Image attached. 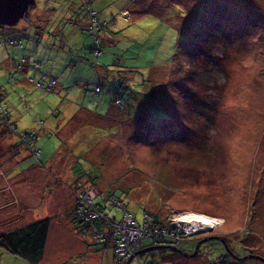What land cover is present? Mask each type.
<instances>
[{
	"label": "rangeland",
	"instance_id": "rangeland-1",
	"mask_svg": "<svg viewBox=\"0 0 264 264\" xmlns=\"http://www.w3.org/2000/svg\"><path fill=\"white\" fill-rule=\"evenodd\" d=\"M81 1L35 0L26 18L0 25V33L23 42L19 48L18 38L5 36L0 46L4 109L19 123L11 134L0 129V233L51 218L41 261L0 246V264H100L92 235L74 234L72 201L86 191L66 186L77 163L96 182L89 180L93 190L113 192L138 221L149 210L174 217L178 230L183 223L201 228L176 248H152L153 239L145 238L148 250L130 264H220L221 254L229 259L223 264H264L252 257H264V0H134L121 14L128 0H87L100 18L117 16L101 35L104 54L95 68L90 49L96 34ZM201 3L205 14L197 16ZM142 5L154 11L134 17ZM218 23L223 27L213 29ZM199 46L214 61L205 74L202 55H195ZM10 57L17 63L7 68L39 64L27 74L33 83L18 70L15 78L22 81L9 79L2 62ZM43 76L57 77V88L48 89ZM79 79L84 87L76 85ZM117 95L125 109L115 104ZM32 130L30 140L41 151L30 153L31 145L23 144L17 159L10 143ZM29 153L57 169L51 186L50 172L45 179L36 167L27 168L35 161ZM62 189L73 198L69 205ZM115 195L104 193V203L121 204ZM116 209L107 213L120 217ZM197 214L213 221L193 220ZM202 235L220 237L194 253ZM177 252L186 255L170 256ZM103 261L117 264L111 251Z\"/></svg>",
	"mask_w": 264,
	"mask_h": 264
},
{
	"label": "trees",
	"instance_id": "trees-1",
	"mask_svg": "<svg viewBox=\"0 0 264 264\" xmlns=\"http://www.w3.org/2000/svg\"><path fill=\"white\" fill-rule=\"evenodd\" d=\"M133 1L134 0H128V3L122 9H120L119 14H121V12L123 10L127 9L128 8L127 6L130 4V2H133ZM81 2H82V7L84 5H86L85 8L89 9V14L87 15V17H88V22L91 24L92 33L96 34L95 35L96 37H97V35L98 36L100 35V37L98 39H96V37L91 33V35L94 36L93 41L95 42L94 49H92V48L90 49L92 51V54H93V59L91 61V67L93 68V64L96 63L97 61H99L101 64V57L104 54V50H103V47L101 45V39H100L101 35H103V33L108 29V27L110 25V20H115L117 16L112 13L110 15L111 16L110 20H106V18L102 19L99 17V13L96 9L89 7V3H88L89 1L82 0ZM134 4L135 3H133L132 5H134ZM146 7L144 5H142V8H138V10H136V16H134V17L142 15L143 13H146V12L148 13V12L154 11L152 9L151 11L145 12ZM90 9H91V11H90ZM199 10H204V6L202 5V3L199 5V8H198V11L196 12V15L198 16V15H204L205 14L204 12H200ZM92 12H96V14L93 16ZM229 24H231V23H229ZM227 25L224 27V30L226 33H227L226 27H228ZM218 27H223V26L220 23H218V25L212 26V28L215 30H217ZM16 38H18V41L21 44V46H19V45H17V46L19 48H22L23 47L22 39L19 37V35H17ZM106 39H108V38H105L104 40L107 41ZM96 47H99L101 50V55L99 56V58H97L94 54L95 51L99 50V49L96 50L95 49ZM178 48L179 47H177V49ZM196 50H197V52L195 53V55H197L198 53H200L202 55V62H201V64L203 65V69L201 70L202 73H204V74L208 73L209 63L214 64V61H209V59H207L206 57L204 58V52H203L202 46L196 47ZM175 55H176V53H175ZM175 55H174V57H175ZM174 57L172 58L173 62H174ZM170 61H172V60H170ZM173 62H171V63L173 64ZM26 66H28L31 70L35 71L38 69L37 67L39 66V64L37 62H33V60H29V62L26 64ZM9 76L10 75H8V77ZM11 76L12 77H9L10 80L13 79V74H11ZM30 78L31 77H29V76L27 77L28 82L32 83V81H30ZM43 79L48 80L45 77H43ZM45 80H43V81L45 82ZM56 88H57V81H56V85L51 90H55ZM96 88H95L94 92L98 96L102 92V89H101V87H99L101 89V91L99 93H97ZM66 93H68V92H66ZM117 98H121V97L118 95H117V97H115V99H114L115 104H118L116 102ZM5 100H6V93L1 89V86H0V121L2 118V109L1 108H9L8 104L5 102ZM121 106L124 107L122 109H125L127 106V104L123 101V99H122V105ZM12 122L16 125V122L14 120ZM2 132H3L2 134L11 133L10 130H8V129H4V131L2 130ZM36 133H37L36 130L35 131L32 130V131L26 132L23 136L28 135V136H30V138L34 139V135ZM36 137H38V135ZM23 138L19 139L20 142L18 143V145H16V147H21L22 144H25V145H31L30 146L31 148L29 147L30 151H31L30 153H34L32 151V147H34L35 149H39V152L41 151L40 148H37L36 145H34L36 140H30L29 138H27L26 139L27 142H23L22 141ZM83 143L84 142H82L81 144H83ZM17 149H19V148H17ZM84 156H87L86 153H84ZM72 169H73L72 174H73V181H74L73 182L74 190L77 189L78 191H80V190H85V188H86V190H88L90 193L96 194V196L94 197V201H98V203H100L101 206L107 207V210H109V211L111 210L110 212L112 214H113V210L115 208H117L116 210L122 212L120 217H118L116 214H114L113 218L120 220L122 218V216L124 215L123 209H127L133 215V218L135 219L137 226L144 224L143 218H144V216H146V214H149V215L154 217V220H152V219L149 220V224H151L153 226H155V225H158V226L162 225L163 226V224L165 222V217H160L159 214H157V212H152L149 210H146L142 216V220L138 221L137 216L128 208L126 203L120 197L116 196L113 192H106V191L97 192V191L93 190L91 188V186L89 185V180L91 178V174L90 173L88 174L86 172V169L82 170L83 167L79 163H77L76 165H73ZM95 176H97V175H95ZM85 177L87 178L86 181L83 180ZM91 179L93 180V178H91ZM93 182L96 183L94 180H93ZM78 191H76V193H78ZM104 193H109L110 195H115L118 199L122 200L121 207H116V206L112 207L108 203H104V200H103V194ZM120 200H118V201H120ZM79 202H80L79 200H77V201L75 200V206H74L73 210H71L70 215L72 216L77 228L79 229V233H85L86 232L87 234L92 235V237L94 238L93 241L95 243L96 250H98V253H101V255H102V261L100 262V264H104L105 261H103V260L109 251H111V253H113L114 261L117 264H130L132 261L131 262H129V261L134 254H132L129 257H126L127 255L121 256L119 254V250H117V247H115L117 244L113 243V241H114L113 238H109V239H105V240H99V239H97V237L95 236V234L93 233L91 228H89L87 225H85L87 228L82 227V224L80 223L79 219L76 217ZM50 226H51V218L47 217V218H43V219H40L37 221L30 222L26 225H20L19 227H15V228H12L10 230L3 231L0 233V246L6 247L9 250H11L13 253H15L19 256H22V257H24V258H26L32 262H39V261H41V259L44 256V253H45V248H46L47 241H48ZM109 226H110V228H112L111 225H109ZM213 236L220 237V235H210V236L202 235L200 238H197L195 240H199V242H201L203 240L200 244V246H202L204 244V242H208L211 239H218V237H213ZM147 237L152 238L150 236H145L144 240H143V244L140 246V248L138 250L143 249L142 247L145 244V238H147ZM205 237H210V238H208V240H204ZM152 239H154V238H152ZM153 243L155 244L154 240H153ZM155 246H156V244H155ZM180 254H183V253L177 252L174 254H170V256H176V255H180ZM218 259H222L220 264H223V261H229V259L227 258V254L219 255ZM138 264H141L140 260H138Z\"/></svg>",
	"mask_w": 264,
	"mask_h": 264
},
{
	"label": "built area",
	"instance_id": "built-area-1",
	"mask_svg": "<svg viewBox=\"0 0 264 264\" xmlns=\"http://www.w3.org/2000/svg\"><path fill=\"white\" fill-rule=\"evenodd\" d=\"M95 14L96 12H92L93 16ZM95 55L97 58H99L101 55V50L95 51ZM97 64H100V62L97 61L94 63L93 67L95 68ZM47 81H49L48 89H52L56 85L55 80L52 78H49ZM39 85H41V83H39ZM100 91L101 89L97 87L96 92L99 93ZM116 102L119 105H122L121 98H117ZM1 109L3 128L10 131H15L16 126L11 120L12 116H10L4 108ZM21 138H23V142H26V139H30V136H20L19 139ZM32 151L35 154L39 153V149H35L34 147H32ZM79 198L80 202L78 203L76 217L79 219L82 227L87 228L85 226L87 225L89 228H91L99 240L113 238V243L117 244L115 247H117V250H119V254L121 256L127 255L126 257H129L132 254H135L143 244L145 236L154 238L153 240L157 245L163 247L170 245L171 247H175L181 242V240L183 241V239L188 234L193 235L195 231H198L197 229L192 228L191 225H186L184 223L182 224L184 225L183 230H178L177 226L175 225L176 222L174 217L170 216H167L168 218L165 217L163 226H153L149 224V220H154V217L149 214L144 216V224L137 226L133 215L127 209H123L124 215L120 220L111 217L107 213V207H103L100 205V203H98V201H94L93 195L88 190L79 193ZM112 199L118 201L116 198L112 197ZM109 205L112 207H121V204H114L113 202H111ZM109 225H111L112 228H110ZM167 242L168 244H166Z\"/></svg>",
	"mask_w": 264,
	"mask_h": 264
},
{
	"label": "crops",
	"instance_id": "crops-1",
	"mask_svg": "<svg viewBox=\"0 0 264 264\" xmlns=\"http://www.w3.org/2000/svg\"><path fill=\"white\" fill-rule=\"evenodd\" d=\"M6 32H8V31H6ZM10 32V31H9ZM1 34H3V33H0V35ZM0 48H2V47H0ZM13 63V64H15L16 65V63H17V61L16 60H14L12 57H10L8 60H6L5 62H2V67L7 71V73H6V75L8 74V75H10V74H13V79H14V81L15 82H21L22 80H21V78H15V74H16V72H18L19 71V73L22 75V77H23V80L24 79H26V81L28 82V79H27V74L28 73H30V72H32V70L28 67V66H25V67H23L22 69H17V67H9V68H7L6 67V63ZM11 63V64H12ZM12 66V65H11ZM9 69V70H8ZM18 70V71H17ZM11 71V72H10ZM13 72V73H12ZM9 77H12L11 75L9 76ZM43 77H45V76H43ZM51 77V76H50ZM45 78H47V77H45ZM49 78V77H48ZM16 79H17V81H16ZM58 78L56 77V81H57V85H58ZM24 82V81H23ZM83 81L82 80H78L77 81V83H76V85H78V86H83V83H82ZM29 83V82H28ZM33 83V82H32ZM30 84V83H29ZM84 87V86H83ZM72 92H73V90H71ZM79 91H80V89H77V91H76V95H78V93H79ZM70 92V91H69ZM81 92V91H80ZM11 109V108H10ZM24 120H25V114H24ZM15 122H16V129H17V127L19 128V123H18V121H17V119L16 120H14ZM28 124H29V120H28ZM33 125V123H31L30 122V125L28 126V128H30L31 126ZM62 125L63 124H60L59 123V126H61L62 127ZM61 127H60V129H61ZM2 128V124H1V121H0V129ZM27 128V129H28ZM69 131V130H68ZM59 134H60V136H62V138H63V136H64V130L62 131V132H60L59 131ZM10 135V134H9ZM38 135H39V133H38ZM41 135V134H40ZM12 137V136H11ZM12 139H13V137H12ZM18 143L19 142H15V139H13V141L10 143V147H14V150L11 152L12 154L11 155H13L14 157H17V159L19 158L18 156H20L21 155V149L22 148H25L24 147V145L22 144V146H21V148L20 147H16V145H18ZM15 144V145H14ZM17 148H19V149H17ZM26 149V148H25ZM29 155L31 156V158L32 159H34L33 157V155L32 154H30L29 153ZM35 161L34 162H31V163H29V164H27V168H34V167H36L40 172H42V173H44L45 175H46V178L45 179H47V177H48V173L50 174V176H51V178L50 179H47L49 182H48V186H51L50 184H53V182H52V180H56V177H55V175H60V174H57V169L55 168V166H54V168L55 169H53V170H51V167H50V165H49V163L47 162L46 164L45 163H43V162H41V161H39V160H36V159H34ZM18 161V160H17ZM72 167H73V165L71 166V169H72ZM26 168V169H27ZM24 170V169H23ZM69 176V175H68ZM70 178H73V174H72V171L70 172V177L67 179L68 180V183H67V189L68 188H73L74 189V186H73V179H70ZM58 180L60 181V182H62L63 180L62 179H60V178H58ZM46 181V180H45ZM67 182V181H66ZM47 183V182H46ZM60 192L63 194V193H65L66 194V200H65V202L67 203V205H69V201H72V199L70 198V197H72V196H70L69 197V193H68V191H65L64 192V190L62 189V190H60ZM6 201V200H5ZM4 201V202H5ZM72 203H73V205H72V209L71 210H73V208H74V206H75V200L73 199V201H72ZM68 208V207H67ZM69 210V209H68ZM72 217V216H71ZM33 221H37V220H33V219H31L30 221H28L27 223H25V225L26 224H28V223H30V222H33ZM22 225H24V224H22ZM86 233V232H85ZM75 235H77V237H79V235H80V233L78 232L77 234H76V232L74 233Z\"/></svg>",
	"mask_w": 264,
	"mask_h": 264
},
{
	"label": "water",
	"instance_id": "water-1",
	"mask_svg": "<svg viewBox=\"0 0 264 264\" xmlns=\"http://www.w3.org/2000/svg\"><path fill=\"white\" fill-rule=\"evenodd\" d=\"M34 4H35V0H5L3 4V15L0 16V25H15L19 21V19L27 17L29 8ZM213 237H218V236H213ZM208 238L210 237H205L204 240H208ZM201 242L197 243L194 253H196L197 250L199 249ZM154 247L156 246H153L152 248ZM147 250H148L147 248L138 250L136 254H134L131 257L130 261L133 259V257L138 255L139 253L145 252ZM254 257H258L264 260V258L261 256L255 255Z\"/></svg>",
	"mask_w": 264,
	"mask_h": 264
},
{
	"label": "clouds",
	"instance_id": "clouds-1",
	"mask_svg": "<svg viewBox=\"0 0 264 264\" xmlns=\"http://www.w3.org/2000/svg\"><path fill=\"white\" fill-rule=\"evenodd\" d=\"M5 36H8V38L11 36V37H16V35H14V34H12V33H7V34H3V35H1L0 36V46H2L5 42H6V38H5ZM11 75V74H10ZM225 102V104H230V103H233V101H231V100H225L224 101ZM1 124H2V118H1ZM1 130H3L4 131V128H3V125H2V128H1ZM11 134V133H10ZM18 140V139H17ZM192 226V228H195V229H197V230H200L201 228H199V227H196V226H193V225H191ZM174 248H176V246L174 247ZM183 253V252H182ZM136 254V253H135ZM186 255V254H185ZM255 256V255H254ZM254 256H252V257H254ZM257 256H261V255H258L257 254ZM261 257H263V256H261ZM256 258H258V257H256ZM264 258V257H263ZM259 260H261L260 258H259ZM263 260V259H262Z\"/></svg>",
	"mask_w": 264,
	"mask_h": 264
},
{
	"label": "bare ground",
	"instance_id": "bare-ground-1",
	"mask_svg": "<svg viewBox=\"0 0 264 264\" xmlns=\"http://www.w3.org/2000/svg\"><path fill=\"white\" fill-rule=\"evenodd\" d=\"M183 217L185 218V216H183ZM192 219L197 220L198 222H201V223H206L207 221H211V222L213 221V218H210L209 216H206L205 214H197L196 216L192 217ZM183 220H185V219H183ZM213 223H215V222H213ZM196 227H199V226H196Z\"/></svg>",
	"mask_w": 264,
	"mask_h": 264
},
{
	"label": "snow or ice",
	"instance_id": "snow-or-ice-1",
	"mask_svg": "<svg viewBox=\"0 0 264 264\" xmlns=\"http://www.w3.org/2000/svg\"><path fill=\"white\" fill-rule=\"evenodd\" d=\"M4 2H5V0H0V16L3 15V4H4ZM180 219H186V218L181 217ZM206 223L211 224V221H207Z\"/></svg>",
	"mask_w": 264,
	"mask_h": 264
},
{
	"label": "flooded vegetation",
	"instance_id": "flooded-vegetation-1",
	"mask_svg": "<svg viewBox=\"0 0 264 264\" xmlns=\"http://www.w3.org/2000/svg\"><path fill=\"white\" fill-rule=\"evenodd\" d=\"M240 258V257H239Z\"/></svg>",
	"mask_w": 264,
	"mask_h": 264
}]
</instances>
